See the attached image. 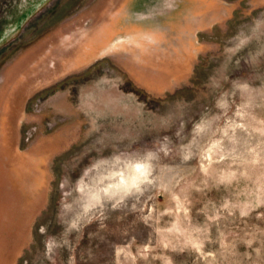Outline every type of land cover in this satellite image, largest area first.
I'll list each match as a JSON object with an SVG mask.
<instances>
[{
    "label": "rangeland",
    "instance_id": "rangeland-1",
    "mask_svg": "<svg viewBox=\"0 0 264 264\" xmlns=\"http://www.w3.org/2000/svg\"><path fill=\"white\" fill-rule=\"evenodd\" d=\"M160 1L1 31L0 264H264V0Z\"/></svg>",
    "mask_w": 264,
    "mask_h": 264
},
{
    "label": "water",
    "instance_id": "water-1",
    "mask_svg": "<svg viewBox=\"0 0 264 264\" xmlns=\"http://www.w3.org/2000/svg\"><path fill=\"white\" fill-rule=\"evenodd\" d=\"M38 0H0V33L16 25Z\"/></svg>",
    "mask_w": 264,
    "mask_h": 264
},
{
    "label": "crops",
    "instance_id": "crops-1",
    "mask_svg": "<svg viewBox=\"0 0 264 264\" xmlns=\"http://www.w3.org/2000/svg\"><path fill=\"white\" fill-rule=\"evenodd\" d=\"M128 1H130L129 5H131V7H132V9H131L132 12H136L140 8H142L140 6L139 2L138 3L136 2L134 4V1L135 0H128ZM169 2H170V4H173V7L176 8V9L185 7V9H188L187 11H190V12H193L194 13V0H170ZM180 2H181V4H179ZM170 6L168 7V2L166 0H161L160 1V5L157 8H160L159 11H162V8L163 7L165 9H168V8H170ZM164 8H163V10H165Z\"/></svg>",
    "mask_w": 264,
    "mask_h": 264
},
{
    "label": "bare ground",
    "instance_id": "bare-ground-1",
    "mask_svg": "<svg viewBox=\"0 0 264 264\" xmlns=\"http://www.w3.org/2000/svg\"><path fill=\"white\" fill-rule=\"evenodd\" d=\"M136 167H137V168H136L135 170H138V171L135 172L136 175L134 174V175H135V176H134L135 178L133 179V182H135L136 180H138V179H139V176H140V173L143 172V171H142V168H143V167H141L140 165H137ZM143 170H144V169H143ZM114 189H115V188H114Z\"/></svg>",
    "mask_w": 264,
    "mask_h": 264
}]
</instances>
